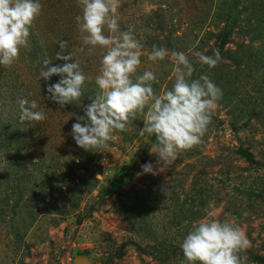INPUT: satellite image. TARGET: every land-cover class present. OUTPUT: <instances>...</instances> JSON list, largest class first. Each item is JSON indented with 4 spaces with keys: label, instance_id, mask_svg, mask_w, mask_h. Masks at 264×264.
I'll return each instance as SVG.
<instances>
[{
    "label": "rangeland",
    "instance_id": "374dc122",
    "mask_svg": "<svg viewBox=\"0 0 264 264\" xmlns=\"http://www.w3.org/2000/svg\"><path fill=\"white\" fill-rule=\"evenodd\" d=\"M40 3L30 46L0 66V264H181L184 236L209 216L244 231L242 264H264V0H117L120 31L143 45L137 74L153 71L158 95L175 71L170 57L148 60L153 45L184 53L193 78L206 73L222 90L201 143L156 175L142 174L145 163L162 167L155 137L140 134L147 108L103 152L75 144L72 125L95 96L102 53L80 39L77 0ZM61 40L86 76L80 100L64 107L47 98L59 77L39 80L43 58L64 63L54 59ZM216 50L214 68L198 63L195 53ZM20 98L45 119L21 124Z\"/></svg>",
    "mask_w": 264,
    "mask_h": 264
},
{
    "label": "clouds",
    "instance_id": "9594fccd",
    "mask_svg": "<svg viewBox=\"0 0 264 264\" xmlns=\"http://www.w3.org/2000/svg\"><path fill=\"white\" fill-rule=\"evenodd\" d=\"M81 14L75 17L80 39L89 52L102 53L99 74L95 77L96 93L85 108L83 116L72 125L71 136L75 144L91 152H103L110 147L113 134L124 131L130 119L144 114L140 134L155 137L152 152L157 163L142 165V174L156 175L170 166L181 151L201 143L212 111L222 97V90L201 74L193 78L195 67L182 52L153 45L148 53L152 62L170 57L174 64L175 79L172 87L158 95L152 87L156 75L151 70L137 74L141 64L143 45L129 31H120L116 15L117 0H77ZM40 0H0V66H11L22 48L30 46V29L41 12ZM107 29L108 33H105ZM53 65L43 58L39 65V80L49 81L48 99L64 107L78 102L82 96L86 76L73 54L65 50L68 42L58 43ZM198 63L214 68L221 59L219 51L213 55L195 53ZM72 61V62H69ZM21 124L45 119L35 100H17ZM250 246L244 231L236 223L205 217L193 224L184 236L180 248L181 264H242L240 253Z\"/></svg>",
    "mask_w": 264,
    "mask_h": 264
},
{
    "label": "trees",
    "instance_id": "16d2710c",
    "mask_svg": "<svg viewBox=\"0 0 264 264\" xmlns=\"http://www.w3.org/2000/svg\"><path fill=\"white\" fill-rule=\"evenodd\" d=\"M217 38H218L220 44H221V45H224V44L227 42V40H228V35H221V36H218ZM247 156H248V155H246V157H247ZM133 163H134V161L131 160L130 163H129V165H127V166H125V167H122L121 172H124L126 169H129L130 166H131ZM110 186H111V189H115V188H117L116 181H112V182L110 183Z\"/></svg>",
    "mask_w": 264,
    "mask_h": 264
},
{
    "label": "water",
    "instance_id": "95a60500",
    "mask_svg": "<svg viewBox=\"0 0 264 264\" xmlns=\"http://www.w3.org/2000/svg\"><path fill=\"white\" fill-rule=\"evenodd\" d=\"M73 264H87L86 261H75Z\"/></svg>",
    "mask_w": 264,
    "mask_h": 264
}]
</instances>
